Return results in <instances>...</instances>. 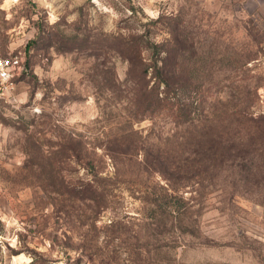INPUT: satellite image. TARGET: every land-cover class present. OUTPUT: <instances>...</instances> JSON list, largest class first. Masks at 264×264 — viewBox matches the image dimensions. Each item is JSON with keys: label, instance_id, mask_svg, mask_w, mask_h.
<instances>
[{"label": "rangeland", "instance_id": "374dc122", "mask_svg": "<svg viewBox=\"0 0 264 264\" xmlns=\"http://www.w3.org/2000/svg\"><path fill=\"white\" fill-rule=\"evenodd\" d=\"M172 28L186 36L190 64L197 48L199 71L213 77L205 102L213 116L231 119L238 79L264 113V0H0V55L22 58L0 79V264H31L27 247L48 264H264V188L237 173L206 190L190 184L178 191L185 212L160 222L148 192L165 180L109 150L136 137L176 148L164 137L197 134L166 114L135 118L128 61L108 39L148 30L163 41ZM62 144L81 146V162ZM95 175L108 206L96 226L83 225L95 212L78 209L70 190ZM115 219L126 244L108 235Z\"/></svg>", "mask_w": 264, "mask_h": 264}, {"label": "trees", "instance_id": "16d2710c", "mask_svg": "<svg viewBox=\"0 0 264 264\" xmlns=\"http://www.w3.org/2000/svg\"><path fill=\"white\" fill-rule=\"evenodd\" d=\"M173 32V39L163 41L153 40L148 30L125 31L108 36V39H112L110 48L120 52L128 61L125 81L129 84V100L135 118L162 113L177 125L196 129V135L164 137L166 140L177 139L179 146L176 148L162 141L150 145L137 137L122 140L109 148L112 154H120L137 163L139 171L142 169L149 175H160L165 180L163 184L159 183L160 189L148 192L154 206L150 216H156L160 222L167 215L185 212L184 196L178 191L190 184L206 190L219 179L231 177L235 182L237 173L246 182L244 186L264 188V113H255L251 109L252 91L242 83L243 79H238L236 87L239 88L240 98L229 113L231 119L227 115L213 116L205 105L209 98L207 80L213 77H206L199 71L203 57L197 48L194 63L190 64L185 54L189 46L186 36L182 37L177 28H172ZM248 59L238 61L247 63ZM117 82L115 78L114 85ZM61 147L62 151L72 150L65 144ZM80 149L81 146H78L72 150L76 152L79 162L82 158ZM61 188L62 194L67 193L66 187ZM74 188L75 192L72 189L70 192L76 195L73 201L78 209L86 206L95 212L93 216L80 218L82 224L91 218V225L96 226L100 212L108 206L105 192L100 191V188H104L101 177L95 175L92 180ZM121 223V220L115 219L106 225V229L110 232L108 235L116 233L126 244L129 241L122 236L125 231L124 227L121 229ZM3 232L4 223L0 219V239ZM86 242L82 246L88 249ZM9 248L13 253H19ZM127 249L131 255L132 249L128 246ZM26 250L33 257L31 264H48L47 259L34 248L27 247Z\"/></svg>", "mask_w": 264, "mask_h": 264}, {"label": "built area", "instance_id": "2783aa9c", "mask_svg": "<svg viewBox=\"0 0 264 264\" xmlns=\"http://www.w3.org/2000/svg\"><path fill=\"white\" fill-rule=\"evenodd\" d=\"M22 64L19 55L2 56L0 55V79L7 81L14 74L15 70Z\"/></svg>", "mask_w": 264, "mask_h": 264}]
</instances>
